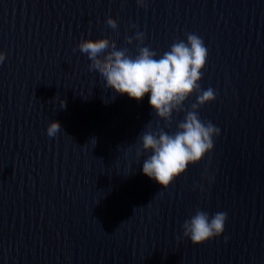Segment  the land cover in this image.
I'll list each match as a JSON object with an SVG mask.
<instances>
[{
	"label": "water",
	"instance_id": "95a60500",
	"mask_svg": "<svg viewBox=\"0 0 264 264\" xmlns=\"http://www.w3.org/2000/svg\"><path fill=\"white\" fill-rule=\"evenodd\" d=\"M132 24L160 54L189 32L208 48L200 85L216 100L199 114L221 135L168 188L136 156L158 121L147 96L105 88L73 50L135 53ZM0 51V264H264V0H0ZM196 208L227 212L224 234L183 238Z\"/></svg>",
	"mask_w": 264,
	"mask_h": 264
},
{
	"label": "clouds",
	"instance_id": "9594fccd",
	"mask_svg": "<svg viewBox=\"0 0 264 264\" xmlns=\"http://www.w3.org/2000/svg\"><path fill=\"white\" fill-rule=\"evenodd\" d=\"M139 7L147 8L149 0H136ZM136 29L134 37H126L127 44L136 42L135 53L128 47H111L108 43L91 46L81 40L76 49L80 57L90 68L89 75L98 79L105 88L118 95H127L130 99L142 102L147 96L152 113L158 117L157 125L151 122L147 130L139 136L136 156L142 159V173L163 188H168L177 178L186 172L189 166L203 160L214 150V138L221 135V129L212 121H204L199 110L216 100L212 87L202 89L200 81L208 59V48L201 36L194 32L186 33V39H177L163 54L158 53L144 43L146 33ZM106 32L119 37L118 29L108 24ZM7 53L0 51V64ZM195 94L196 100L186 108L185 104ZM66 106V102L61 107ZM184 113V117L171 128L175 113ZM47 135L55 137L61 131L58 120H52L47 126ZM145 153H148L145 156ZM211 185L215 174L207 177ZM195 188L206 191L203 184ZM136 209H134L135 212ZM228 213L217 211L209 213L196 208L183 221L182 236L193 244H204L222 236L226 229ZM180 238L179 236L177 237ZM228 238L225 237L227 243Z\"/></svg>",
	"mask_w": 264,
	"mask_h": 264
}]
</instances>
